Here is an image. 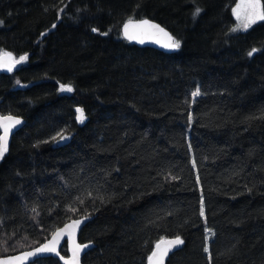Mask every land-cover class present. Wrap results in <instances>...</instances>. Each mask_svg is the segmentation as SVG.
Wrapping results in <instances>:
<instances>
[{
  "label": "trees",
  "instance_id": "trees-1",
  "mask_svg": "<svg viewBox=\"0 0 264 264\" xmlns=\"http://www.w3.org/2000/svg\"><path fill=\"white\" fill-rule=\"evenodd\" d=\"M237 2L0 0V52L28 57L0 74V115L24 120L0 159V257L92 217L84 264H148L177 236L167 264H264V21L233 32ZM129 18L180 48L124 40Z\"/></svg>",
  "mask_w": 264,
  "mask_h": 264
},
{
  "label": "snow or ice",
  "instance_id": "snow-or-ice-1",
  "mask_svg": "<svg viewBox=\"0 0 264 264\" xmlns=\"http://www.w3.org/2000/svg\"><path fill=\"white\" fill-rule=\"evenodd\" d=\"M61 11H63V9H61ZM200 11L201 9L197 8L193 15H199ZM232 14L236 17L237 21L241 22L236 28H233L232 31L235 32L241 27L247 31V29L252 24L256 23L257 20L264 21V0H239V3H237L232 9ZM2 23L3 21H0V24ZM52 27L55 28L56 25L53 24ZM92 32H99V29L92 28ZM100 34L104 36L108 35L107 32ZM123 35L126 39L137 40L139 43H144L145 39L149 38L156 43H161L165 48L179 49L181 46L180 41L166 32L159 24H155L147 19L133 20L132 18H129L123 24ZM161 37L164 38L163 41L161 40ZM257 51L258 50L256 48H253L248 52V55L252 56ZM27 58L28 57L25 54L20 56L17 60L10 52H0V67H7L8 71H12L16 64L26 61ZM17 83H19V81H17ZM60 91L71 92L73 91V88L70 84H60ZM198 95H200L199 88H197L192 93L193 98ZM76 112L80 114L77 116V119L83 122V109L77 108ZM189 119H191V117ZM19 123H21L19 119L13 118L11 116L0 117V127H2L4 130V135L0 136V159L3 158L4 153L8 148L7 140L10 128ZM53 139H55V137H53ZM193 165L195 166L194 161ZM197 180H199V178H197ZM70 210L75 211V209ZM32 211L36 212V209L33 208ZM200 215H204L203 200H201ZM85 219H87V217H85ZM81 223V220H73L72 223L65 224L63 228H58L52 233L51 240H48L46 243H43L30 251L23 252L21 255L0 258V264H25V261H27L29 258L37 257L45 253L55 254L64 261V264H80V252L84 248L88 247L87 244L81 245L76 243L74 240L76 229ZM64 235H68L72 242V255L67 259L64 256H61L60 252L58 251L59 242ZM183 243L184 241L179 236H177L174 240L162 239L156 243L155 250H153L151 255L147 257L148 264H164V259L171 248ZM204 251L209 252V249L205 247ZM209 260H211L210 254Z\"/></svg>",
  "mask_w": 264,
  "mask_h": 264
},
{
  "label": "water",
  "instance_id": "water-1",
  "mask_svg": "<svg viewBox=\"0 0 264 264\" xmlns=\"http://www.w3.org/2000/svg\"><path fill=\"white\" fill-rule=\"evenodd\" d=\"M147 20H150V19H147ZM150 21L153 22V23H155V24H159V23L154 22V21H152V20H150ZM159 25H160V24H159ZM160 26H161L166 32H168L171 36H173L172 33H171L168 29H166V28L163 27L162 25H160ZM122 35H123V27H122ZM123 38H124V40L130 42L131 44H134V45H137V46H140V47H148V48H152V49H155V50L161 51V52H163V53H165V54H174V53H176V52L178 51V49L165 48V47L162 46L161 43H156V42H154L152 39H149V38H146L145 41H144V43H139L137 40H128V39H126V38L124 37V35H123ZM163 39H164V38L161 37V40H162V41H163ZM13 57H14V56H13ZM18 67H19V63L16 64V65L13 67L12 71H8V70H7V67H0V74H3V73H4V74H10V73L14 72ZM9 116H11V117H13V118H16V119H19V120L21 121V123L16 124V125H14L13 127L10 128L9 133H8V140H7V145H8L7 150L10 148V146H11V144H12L13 137H14V136H15V135H16V134H17V133L23 128V126H24V120H23L22 118H20V117L13 116V115H0V117H9ZM0 133H1V136L4 135V130H3L2 127H0ZM68 142H69V139H64V140L62 141L61 144H62V145H66ZM74 220H81V221H82V223H81V224L79 225V227L76 229L75 236H74V240H75L76 243L83 245L84 243H83V244L80 243V240H79V238H80V234H81L83 228H84V227H85V226H86V225L92 220V218L87 217V219L82 218V219H74ZM72 221H73V220L68 221L66 224H70V223H72ZM63 227H64V226H63ZM63 227H61V228H63ZM51 238H52V237H51ZM51 238H50L49 240H51ZM174 239H175V238H169V239H164V240H174ZM46 242H47V241H46ZM46 242H45V243H46ZM86 244L88 245V247L84 248V249L80 252V264H83V258L85 257V255H86L87 253H89L90 251H92V250L95 248V245H94L93 243H86ZM65 246H67V256H64V255L62 254V250H63V248H64ZM71 246H72V242H71L70 238L68 237V235H64L63 238L60 240L59 245H58V251L60 252V255H61V256H64L66 259H67L68 257H71V255H72V252H71ZM182 247H183V244H181V245H177V246H175V247H172L171 250L168 252L167 256H166L165 259H164V264H166V263L169 261L170 257H171L173 254H175L177 251H179ZM31 250H32V249H31ZM154 250H155V248H154ZM28 251H30V250H28ZM24 252H26V251H24ZM22 253H23V252L18 253V254H14V255H10V256L21 255ZM10 256L1 257V258H7V257H10ZM46 258H56V259H58V260L61 262V264H64V261H63V260H61L58 256H56L55 254H52V253H45V254H41V255H39V256H37V257H31V258H29L27 261H25V264H33V263H35L36 261H38V260H40V259H46Z\"/></svg>",
  "mask_w": 264,
  "mask_h": 264
},
{
  "label": "bare ground",
  "instance_id": "bare-ground-1",
  "mask_svg": "<svg viewBox=\"0 0 264 264\" xmlns=\"http://www.w3.org/2000/svg\"><path fill=\"white\" fill-rule=\"evenodd\" d=\"M0 136H1V133H0ZM65 139H69V138H65ZM69 142H70V139H69ZM69 142H68V143H69ZM61 143H62V141H61ZM68 143H67V144H68ZM61 145H62V144H61ZM83 218H85V217H83ZM90 218H92V217H90ZM80 219H82V218H80ZM92 219H93V218H92ZM65 224H66V223H65ZM65 224H64V225H65ZM64 225H63V226H64ZM63 226H62V227H63ZM85 227H86V226H85ZM85 227H84V228H85ZM60 228H61V227H60ZM84 228H83V229H84ZM80 235H81V234H80ZM174 238H176V237H174ZM167 239H169V238H167ZM79 240H80V238H79ZM47 241H48V240H47ZM160 241H161V240H160ZM45 242H46V241H45ZM45 242H44V243H45ZM80 243H82V242L80 241ZM88 243H92V242H88ZM42 244H43V243H42ZM82 244H83V243H82ZM84 244H86V243H84ZM39 246H40V245H39ZM154 248H155V247H154ZM32 249H34V248H32ZM30 250H31V249H30ZM27 251H28V250H27ZM23 252H24V251H23ZM90 252H91V251H90ZM20 253H21V252H20ZM87 254H88V253H87ZM87 254H86V255H87ZM86 255H85V256H86ZM9 256H10V255H9ZM5 257H6V256H5ZM0 258H1V257H0ZM55 259H56V258H55ZM83 259H84V258H83ZM40 260H42V259H40ZM38 261H39V260H38ZM36 262H37V261H36ZM36 262H35V263H36ZM33 264H34V263H33ZM83 264H84V262H83ZM166 264H167V263H166Z\"/></svg>",
  "mask_w": 264,
  "mask_h": 264
},
{
  "label": "rangeland",
  "instance_id": "rangeland-1",
  "mask_svg": "<svg viewBox=\"0 0 264 264\" xmlns=\"http://www.w3.org/2000/svg\"><path fill=\"white\" fill-rule=\"evenodd\" d=\"M237 3H239V0H238ZM237 3H236V4H237ZM236 4H235V6H236ZM235 6H234V7H235ZM234 17H235V16H234ZM235 20H236V17H235ZM258 22H260V21L257 20L256 23L252 24L249 28H252V27L255 26ZM240 23H241L240 21H237V20H236V27H237ZM249 28H248V29H249ZM239 29L242 30L243 28L241 27V28H239Z\"/></svg>",
  "mask_w": 264,
  "mask_h": 264
}]
</instances>
